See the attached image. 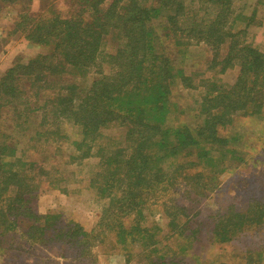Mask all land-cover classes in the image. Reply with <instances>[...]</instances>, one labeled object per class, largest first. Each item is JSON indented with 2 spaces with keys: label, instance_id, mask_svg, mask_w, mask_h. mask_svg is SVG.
I'll list each match as a JSON object with an SVG mask.
<instances>
[{
  "label": "trees",
  "instance_id": "16d2710c",
  "mask_svg": "<svg viewBox=\"0 0 264 264\" xmlns=\"http://www.w3.org/2000/svg\"><path fill=\"white\" fill-rule=\"evenodd\" d=\"M27 1L0 0V14ZM70 1L68 16L50 6L14 17L12 34L41 52L0 79L1 253L17 251L11 258L26 264L28 251L67 260L65 250L74 249L79 263L93 264L87 258L103 235L127 249L128 261L142 254V264H203L208 248L264 224V204L257 202L211 215L214 223L203 229L196 226L203 200L223 174L247 160L235 121L259 124L264 114V52L242 39L244 30L234 31V0ZM109 38L118 43L112 54L105 53ZM200 44L215 51L209 67L214 79L186 75L182 66L189 47ZM235 67L236 82L219 84V75ZM9 111L13 130L44 136L52 122L61 139L68 138L65 124L80 131L75 156L98 157L91 183L108 200L96 228L32 206L41 182L14 167L20 142L2 124ZM110 130L122 136L106 144ZM255 139L264 144V132ZM190 177L200 183L190 185ZM180 193L187 201L178 200ZM156 209L166 234L152 221ZM17 235L24 240L19 246L12 243ZM163 242L176 244L174 254Z\"/></svg>",
  "mask_w": 264,
  "mask_h": 264
},
{
  "label": "rangeland",
  "instance_id": "374dc122",
  "mask_svg": "<svg viewBox=\"0 0 264 264\" xmlns=\"http://www.w3.org/2000/svg\"><path fill=\"white\" fill-rule=\"evenodd\" d=\"M17 5L16 10L14 8L10 10L13 13L12 16L27 12L33 15L42 14L48 11L47 8L50 6L64 16H68L74 8V4L70 0H31V2L27 1ZM243 11L244 6L237 2L233 17H242ZM247 12L249 11L247 10ZM252 24L257 26L255 31L251 34L247 32L242 39L245 38L247 42H255L264 49V11H259L256 14ZM23 38L21 35L19 37L12 34L9 30L7 36L1 42L3 47H0V50H6L4 48L7 45L14 47L17 44L21 46L23 56L26 55L27 58L36 57L41 49L39 50V47L32 49L28 45L26 48L23 45ZM114 42L115 40L109 38L105 53L112 54L116 51L114 49L118 47V43ZM10 50L12 51V49ZM210 51L206 48V52L202 50L197 52L198 57L203 61L202 71L198 73V78L217 77L216 72L208 68L209 64L207 62L210 60ZM261 51L264 52L262 49ZM1 61L2 57L0 63ZM1 65H4V63H1ZM106 70L109 72L107 67ZM233 78V75L225 76L224 80L231 81ZM7 113L2 124L7 132L14 135V138L20 142L16 154L20 163L14 167L23 170L28 175L27 179H35L36 182H41L37 194L34 195L33 193L34 196L30 199L35 210L40 214L55 213L66 220H79L89 231L96 228L108 200L100 199L91 183L94 174L99 169L98 157L95 156L88 161H80L75 156L76 150L73 141L78 139L80 131L70 124H65L62 132L67 134L68 138L61 139L57 135L59 132L57 125L51 122L44 136H40L39 133V136H35L36 133L30 128L27 131H20L19 127L13 130V126H15L13 115L11 111ZM258 118L260 119L258 120ZM258 118L257 120L261 122L258 124L255 121L257 125L249 123L246 119H239L235 122V132L240 134L241 143L238 140L239 145L242 146L241 151L247 156V160L245 159L246 161L243 163L234 165L232 169L223 174L217 190L203 200L202 209L199 211V222L201 221V223L196 224V226H200L202 229L204 226L208 227L209 223L213 224L215 221L211 219V215L233 209V207L244 210L250 204L257 202L264 204V144L255 139L261 135V132H264V114ZM108 133L103 137L105 143H110V137L119 139L122 136V133L115 130H110ZM46 138L50 139L46 140ZM202 179L201 176L200 181L203 183ZM200 181H197L194 177L188 179L189 184L192 186L198 182L200 183ZM183 190L185 191L186 187ZM180 196L181 193L178 200L187 199ZM13 197L15 198V196ZM188 203L192 214H194L192 201L189 200ZM152 214L151 217L154 216L152 221H155L163 234H166L164 231V228L166 229L165 219L160 218L161 215L157 209ZM100 239L102 241L97 242L96 247H92V256L87 258L93 264L143 263L142 260L144 261L145 258L142 254L139 256L138 254L132 255L129 258L130 261H128V251L122 248V245H115L109 236L102 235L99 237ZM12 243L19 246L24 243V240H21L20 236L17 235L12 239ZM165 244H168L167 247L170 248L167 252L174 254L173 248H176V244H171L173 248L168 242H163L162 246L164 247ZM65 252L69 258L67 260L60 256H50V260H47L46 257L34 250L28 251L25 255V261L26 264H81L76 258V250L70 249L65 250ZM15 254H17V251H11L8 256H5L0 251V264H22V261L17 259L16 256L11 258ZM204 257L206 258L205 261L203 260ZM189 258L191 259L190 255ZM189 258L187 257L186 260ZM202 260L203 264H220L221 261L227 264H264V224L257 228H251L229 244L214 245L208 248L202 255Z\"/></svg>",
  "mask_w": 264,
  "mask_h": 264
},
{
  "label": "crops",
  "instance_id": "0c3cea01",
  "mask_svg": "<svg viewBox=\"0 0 264 264\" xmlns=\"http://www.w3.org/2000/svg\"><path fill=\"white\" fill-rule=\"evenodd\" d=\"M237 2H240V5L244 6V11L242 12V17L239 18V16H238V18L236 19V22L234 24V31L244 30L246 33L248 32L249 34H251L252 32L255 31V28L257 27L256 25L252 24L254 18L256 17V14L259 11H264V0H234V2H233L234 7H235V5H237ZM197 8L199 9L198 6H197ZM247 10L249 12H247ZM12 15H13V13H11L10 11H6V10H4L0 14V47H3V44L1 43L3 38L7 36V33L9 30L12 31V28L14 26L15 15L14 16H12ZM4 22H6V23L4 24ZM17 35L20 37V34H17ZM23 40H24L23 45L26 48L28 45V47H30L32 49H36L35 45H32L31 43L26 41L24 38H23ZM248 43L259 48L260 50L261 49L264 50L263 48H261V46H259V44H255V42L250 41ZM4 47H5V45H4ZM11 47H12L11 45L10 46L7 45L4 48L6 50H4V51L0 50V58L2 57L1 63H4V65H1V63H0V67L2 68V69L0 68V79L5 72H7L11 67L14 66V64L18 63L19 61H22V62L26 61L27 57H26V55H24V56L22 55V53H21L22 51L20 49L21 46L16 44L14 47H12V48ZM206 48L211 50L210 51V60L207 62L209 64V67H210V62L215 57V51L212 50L209 46H207L205 44L192 45L189 47L190 58L182 64V66L186 69V75H192V73L196 74V73L202 71L201 67L203 65V61H201L200 57H198L197 52L199 50L206 52ZM7 49H9V51H7ZM10 49H12V51ZM6 51H7V53H6ZM231 75L234 76V78L231 81L224 80L225 76L229 77ZM238 75H239V68L235 67L233 69H230L226 74L219 75V78H220L219 84H222V86L229 88L236 82ZM197 91L194 90L191 92H197ZM188 92L189 91L187 90L186 94H188ZM198 92H204V89L201 88V89H199ZM192 94L194 95L195 93H192Z\"/></svg>",
  "mask_w": 264,
  "mask_h": 264
}]
</instances>
